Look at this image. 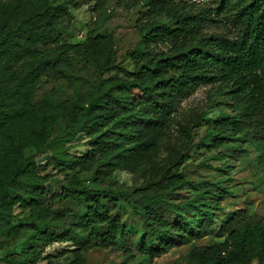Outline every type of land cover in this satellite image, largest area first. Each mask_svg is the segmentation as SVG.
Returning a JSON list of instances; mask_svg holds the SVG:
<instances>
[{
  "label": "trees",
  "instance_id": "trees-1",
  "mask_svg": "<svg viewBox=\"0 0 264 264\" xmlns=\"http://www.w3.org/2000/svg\"><path fill=\"white\" fill-rule=\"evenodd\" d=\"M145 1L139 39L123 55L133 61L128 69L111 32H90L76 43L64 37L63 20L76 0H0V262L55 264L45 247L66 243L61 253L84 264L93 245H130L119 212L124 200L142 222L136 246L150 257L211 225L224 208L226 179L187 175L193 132L205 113L177 115L201 84L217 89L214 99L230 98L232 112L215 118L198 143L224 146L222 159L252 141L264 165V0ZM79 63L96 67L91 88L34 99L45 79L74 75ZM80 135L86 150L72 153ZM48 150V164L71 173L59 192L47 190L38 162ZM116 170L132 173L134 183L116 181ZM200 185L183 200L172 197ZM220 223L223 239L193 245L187 264H264L263 216L239 209ZM126 255L131 260L132 252Z\"/></svg>",
  "mask_w": 264,
  "mask_h": 264
},
{
  "label": "rangeland",
  "instance_id": "rangeland-1",
  "mask_svg": "<svg viewBox=\"0 0 264 264\" xmlns=\"http://www.w3.org/2000/svg\"><path fill=\"white\" fill-rule=\"evenodd\" d=\"M203 1V0H198ZM214 2L216 0H204ZM145 0H76V5L67 9V16L63 20V35L70 42H83L90 32H111L115 39L120 64L128 69H132L133 61L123 55L133 48L139 39L140 19L145 17L148 6ZM222 25V23H221ZM166 47L165 43H158L157 48ZM155 47V48H156ZM98 81V72L92 63H79L77 72L74 75L58 79H45L35 94V100L54 90L61 97H72L76 90L82 92L91 88ZM217 89L210 84L197 86L179 104L177 115H187L188 113L204 112L205 120L194 129L195 145L186 163L185 171L192 180H215L226 179L224 181L225 190L219 200L224 206L219 211V217H215L214 222L201 231L189 242L174 246L166 253L150 257L139 252L136 240L142 229L140 216L133 212L130 204L124 200L119 206L122 221L127 228L131 229L132 244L119 243L115 247H101L93 245L83 252L84 264H117L128 260L127 251L132 252L131 260L128 264H187V253L193 245H209L220 241L216 235L220 226V218L230 216L239 209H245L249 214H257L264 217V165L259 162L261 151L252 141L239 142L235 155H226L219 159L217 156L224 154L225 147L215 148L201 145L199 138L210 129L213 120L225 113L232 112L230 98L216 96ZM176 132V129H175ZM86 137L80 135L71 141L72 153L84 152ZM53 150L38 156L41 172L48 176L46 188L50 192H59L61 185L67 182L69 172L61 171L48 164L51 161ZM224 174V175H223ZM81 176H87L82 173ZM114 179L126 185L134 183V175L124 170H116ZM91 187H96L93 183L86 181ZM202 185L189 187L172 194L177 200H183L189 195L199 192ZM22 214L21 209H16ZM68 245L66 243H55L45 247V256H50L55 264H71L74 256L71 252L62 254ZM4 252L0 251V257ZM47 260V259H46ZM0 264H4L0 262ZM251 264H257L254 260Z\"/></svg>",
  "mask_w": 264,
  "mask_h": 264
}]
</instances>
